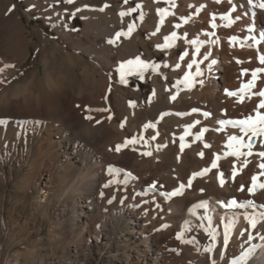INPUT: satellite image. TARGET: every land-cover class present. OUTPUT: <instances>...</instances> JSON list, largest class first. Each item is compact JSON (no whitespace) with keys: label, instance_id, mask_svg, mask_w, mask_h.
Segmentation results:
<instances>
[{"label":"bare ground","instance_id":"1","mask_svg":"<svg viewBox=\"0 0 264 264\" xmlns=\"http://www.w3.org/2000/svg\"><path fill=\"white\" fill-rule=\"evenodd\" d=\"M261 3L0 0V264H264V136L219 124L262 99Z\"/></svg>","mask_w":264,"mask_h":264},{"label":"snow or ice","instance_id":"2","mask_svg":"<svg viewBox=\"0 0 264 264\" xmlns=\"http://www.w3.org/2000/svg\"><path fill=\"white\" fill-rule=\"evenodd\" d=\"M57 2H59V0H57ZM65 2L71 4V3H74V0H65ZM127 2H128V0H124V3H125V4H126ZM217 2H219V0H217ZM248 2H249V4H251V3H252V0H248ZM259 6H260L261 8H264V3H261ZM32 7H35V5H32ZM85 7H87V5H86ZM104 7H108V5L106 4ZM139 7H141V5H140V4H137L136 7H133V8L128 9L127 12H125V11H121V12L119 13V15H120L121 17H123V16H125V15L131 14L132 12H135V11L137 10V8H139ZM201 7H205V5H201ZM14 8H15V5H12L11 7L8 8V12H12V11L14 10ZM103 10H104L103 8L100 9V11H103ZM233 10H234V9H233ZM79 11H80V9L77 8V9H76V12H79ZM158 11H159L160 13H164V12L167 11V9H159ZM72 16H75V12L72 13ZM142 18H143V17L141 16V19H142ZM221 18H222V19H227L228 17H227V16H223V17H221ZM238 18H239V17H237V19H238ZM184 19H185V22H187V18H184ZM161 23H163V17L161 18ZM176 27H180V25H176ZM213 27H216V25L213 24ZM132 30H133V29H132V26L130 25L128 31L131 32ZM121 35H122V33H120V32H117V33H116V36H117V37H119V36H121ZM123 35H126V34H123ZM260 35H261V38H264V32H261ZM174 37H176V33H175V32H172V33H171V37H165V39L168 40V39H170V38H174ZM230 39H232V40H236L237 37H231ZM112 42H113L112 40H109V43H112ZM213 42H215V41H213ZM192 43H193V44H197V43L202 44V43H204V42H203V41L198 42V41L193 40ZM167 46H168L167 44H165V45H163V46H162V45H157L158 48H159V47H167ZM196 52H197V53L199 52V47H197ZM184 55H187V53H184ZM182 58H183V56L181 57V59H182ZM204 58H205V59L208 58L207 54H205V57H204ZM259 59H260V63H261V64H264V55L260 56ZM126 63L129 64V65H132L133 63H137V64L142 65V66L145 67V68L149 66L147 62L141 61L139 56H137V57L135 58V61H133V60H128V61H126ZM196 63H197V61H196V60H193L192 63L188 64V68L191 69L192 64H196ZM215 63H216V61L213 60V61L211 62V64H209V68H211L212 64H215ZM123 66H124V65L122 64V65H121V68H123ZM165 66H166V65H165ZM10 67H14V65H11V64H4L3 67H0V73L4 72V70H5L6 68H10ZM153 67H158V65H153ZM177 67H179V65H177ZM243 71H244L245 73L248 72L247 69H244ZM260 72H264V68H257V69H255V70H253L252 73H251L252 78H251L250 80H248L247 83H245V84H243V85L241 86L239 92H244L246 89L250 90V89H252L253 87H255L256 80H257V73H260ZM199 74H200V73H199V69L197 68V75H199ZM187 75H188V74L186 73V75H185V78H186V79H187ZM121 82H125V81L123 80V73H122V80H121ZM200 83L202 84L203 82L200 81ZM226 91H228V90H226ZM153 94H154V93H153ZM228 94H229V95H232V96H236V95H238L239 93H238V92H228ZM251 95H257V96H259V97L262 98V99L259 100L258 110L256 111V115H255L254 117L251 116V115H249V116L246 117L245 119H243V120H239V121H225V120H220V121H219V124H221V125H224V124H226V123H228V124H238V125L241 126V131H243L245 134H247V133L250 132L252 136H264V113H262L261 111H259V109H264V89H261V90L255 92V93H251V92H250V93H249V98H251ZM172 99H175V96H172ZM243 99H244V97H243V96H240V100H241V102L243 101ZM98 110H100V109H98ZM192 111H193V112H196V111H198V109H192ZM204 115H205V116H209L210 113H204ZM87 118H88V119H92L91 116H89V117H87ZM4 123H5V121L0 120V124H4ZM37 123H38V122H37ZM147 126H148V125H146V127H147ZM205 131H208V129H206V128L203 129V130L198 134L197 139H200V138L203 136V134H204ZM153 138H155V137H153ZM183 139H184V137L182 136V137H181V140H183ZM250 140H251V137H249V141H250ZM229 141H237L238 143H240V145H241L242 147H243V146L248 147V148H249V152L247 153V155H252V151H251L252 145H251V143L249 142L247 145H244V144H243V138H242V137L230 136V137H229ZM133 142H135V141H133ZM127 143H128V141L126 140V141H125V144H127ZM229 146H231V145H229ZM121 147H122V145H117V147H116V151H119ZM205 147H210V145L205 144ZM183 148H184V145L181 144V150H183ZM144 155H151V153H150V152H146V153H144ZM199 155H200V156H203V152L199 153ZM231 155H244V153H243V152H233V153H231ZM259 155H260L261 157H264V152H260ZM216 167H217V164H216V161L214 160V161L212 162V168H216ZM259 167H260L261 169H264V163H261ZM208 171H210V169H207V168H206V169H204V170H202V171H200V172H193V173H192V176H191V177L189 178V180H188V186H189V187L191 186V183H192V179H193V178H195V177H197V176H200V175H202V174H204V173H206V172H208ZM235 174H236V173H235V170H233L232 175L235 176ZM127 175H131V174H130V173H127ZM221 176H223V173H221ZM256 181H257V177H256V176H253V177H252V185H253V187H250V188L248 189L249 192H252L253 189H254L255 187H257V183H256ZM221 184H223V180H221ZM258 186L261 187V188H264V184H260V185H258ZM184 187H185V185H184V184H181V185H179L177 188H175L171 193H167V192H166V193H163V195H164L166 198H171L172 196L180 195V194H182V189H183ZM243 187H244V186L242 185V186H241V189H242V190H243ZM149 188H150V190L153 189V188H155V183H154L153 185H150ZM201 191H203V189H201ZM246 203H252V202H251V201H248V202H246ZM200 206H201V207H207V202H203V201H202L201 204H200ZM225 206H226V207H236V206H242V205H237V201H236L235 199H233V200L229 201ZM249 224H250V226H251L253 229H255L256 226H257V220H256L255 218H249ZM228 228H229V226L226 225V229H225L226 234H225V236H224V243H225V244H227V242H228V235H227ZM177 238H178V239H182V233H178V234H177ZM213 239H215L214 236H213ZM182 242L191 243L192 241H184V240L182 239ZM254 248H255V246H253V248L248 249L246 252H244L240 259H241V260L246 259V258L251 254V252L254 250ZM206 250H207V251H211V248H208V249H206ZM213 264H214V262H213ZM232 264H237V261L234 260V261L232 262Z\"/></svg>","mask_w":264,"mask_h":264},{"label":"rangeland","instance_id":"3","mask_svg":"<svg viewBox=\"0 0 264 264\" xmlns=\"http://www.w3.org/2000/svg\"><path fill=\"white\" fill-rule=\"evenodd\" d=\"M123 229H124L125 231L130 232V231H131L130 224H125V225L123 226ZM18 230H19V229H18ZM19 263H20V264L22 263V260H20V258H19Z\"/></svg>","mask_w":264,"mask_h":264}]
</instances>
